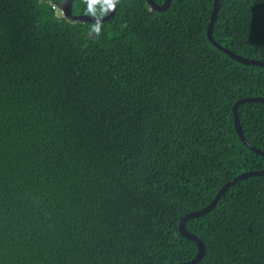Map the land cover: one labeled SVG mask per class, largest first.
I'll list each match as a JSON object with an SVG mask.
<instances>
[{
    "label": "trees",
    "instance_id": "obj_1",
    "mask_svg": "<svg viewBox=\"0 0 264 264\" xmlns=\"http://www.w3.org/2000/svg\"><path fill=\"white\" fill-rule=\"evenodd\" d=\"M161 6L165 0H152ZM214 0H119L104 23L64 0H0V264H180V220L264 159L232 108L264 68L208 41ZM104 17V0H73ZM99 26V31L94 29ZM216 44L264 62V0H220ZM264 153V105L236 111ZM185 230L198 264H264V175L230 186Z\"/></svg>",
    "mask_w": 264,
    "mask_h": 264
},
{
    "label": "water",
    "instance_id": "obj_2",
    "mask_svg": "<svg viewBox=\"0 0 264 264\" xmlns=\"http://www.w3.org/2000/svg\"><path fill=\"white\" fill-rule=\"evenodd\" d=\"M170 1L171 0H165L161 6H157L155 3H153L152 0H146V2L151 6V8L155 11H158V12L165 11L169 7ZM72 2H73V0H64L63 4L61 6V11H62L63 17L68 22H71V23H74V22L91 23V24L104 23V22H107L108 20H110L114 16V13H115V7H114V9L110 8L109 14L104 16V17H89V16H81V15L80 16H74V15H72V12H71ZM219 3H220V0H214L213 1V8L211 11L210 21H209L207 29H206V36H207L208 41L212 44V46L214 48H216L218 51H220L221 53H223L224 55L229 57V59H231L232 61H234L240 65L256 66V67L264 68V62L257 61V60L245 59V58L240 57L239 55L234 54L233 52L221 47L220 45H218L214 42L213 37H212V29H213V25H214V22L216 20L217 14H218ZM245 103H260V104L264 105V99L258 98V97L257 98L240 99L237 102H235V104L232 108L233 125H234V130H235L236 135L238 136L240 141L243 143V145H245L251 151L261 155L264 159V153H262L260 150L253 147L251 144H249V142L243 136V133H242V130L240 127V122H239V119L237 117L236 111L240 105L245 104ZM263 175H264V169L262 171L245 172V173L238 175L232 181L226 183L225 185H223L220 188V190L217 192L214 199L209 203L208 206H206L205 208H203L199 211L191 212V213L185 215L180 220L179 225H178L179 233L185 239L193 242L197 247V253H196L195 257L188 262L180 263V264H198L204 256V247H203L202 243L196 237L190 235L185 230L186 221L188 219L198 218L200 216H203V215L209 213L216 206V204L218 203V201L220 200L222 195L230 188V186L235 184L237 181H240V180L252 177V176H263Z\"/></svg>",
    "mask_w": 264,
    "mask_h": 264
},
{
    "label": "clouds",
    "instance_id": "obj_3",
    "mask_svg": "<svg viewBox=\"0 0 264 264\" xmlns=\"http://www.w3.org/2000/svg\"><path fill=\"white\" fill-rule=\"evenodd\" d=\"M118 2H119V0H112L111 6L108 5V7L114 9L115 4L118 3ZM89 4H90V10H91V4H93L92 0H89ZM94 30L98 32L99 31V26H97Z\"/></svg>",
    "mask_w": 264,
    "mask_h": 264
},
{
    "label": "snow or ice",
    "instance_id": "obj_4",
    "mask_svg": "<svg viewBox=\"0 0 264 264\" xmlns=\"http://www.w3.org/2000/svg\"><path fill=\"white\" fill-rule=\"evenodd\" d=\"M97 2V0H92V3L94 4V3H96ZM104 2L106 3V4H108L109 6H111V2H112V0H104Z\"/></svg>",
    "mask_w": 264,
    "mask_h": 264
},
{
    "label": "built area",
    "instance_id": "obj_5",
    "mask_svg": "<svg viewBox=\"0 0 264 264\" xmlns=\"http://www.w3.org/2000/svg\"><path fill=\"white\" fill-rule=\"evenodd\" d=\"M61 13H62V11H61ZM63 16V15H62Z\"/></svg>",
    "mask_w": 264,
    "mask_h": 264
}]
</instances>
